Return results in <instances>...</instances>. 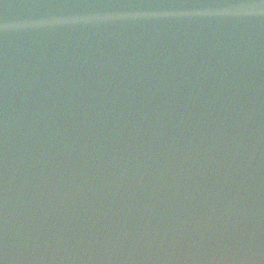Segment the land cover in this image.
Listing matches in <instances>:
<instances>
[{"label":"water","instance_id":"obj_1","mask_svg":"<svg viewBox=\"0 0 264 264\" xmlns=\"http://www.w3.org/2000/svg\"><path fill=\"white\" fill-rule=\"evenodd\" d=\"M0 264H264V0H0Z\"/></svg>","mask_w":264,"mask_h":264}]
</instances>
